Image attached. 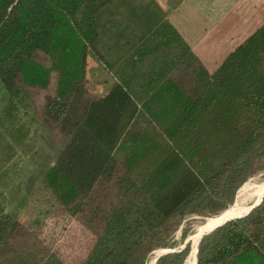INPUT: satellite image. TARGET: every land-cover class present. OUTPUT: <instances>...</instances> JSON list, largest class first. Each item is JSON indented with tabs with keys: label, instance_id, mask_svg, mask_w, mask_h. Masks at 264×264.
Listing matches in <instances>:
<instances>
[{
	"label": "trees",
	"instance_id": "obj_1",
	"mask_svg": "<svg viewBox=\"0 0 264 264\" xmlns=\"http://www.w3.org/2000/svg\"><path fill=\"white\" fill-rule=\"evenodd\" d=\"M90 54L115 79L102 97L85 88ZM53 74L41 120L61 149L43 184L99 226L81 264H148L184 218L233 205L264 157V23L209 73L154 0H0L4 165L29 133L27 89H47ZM108 184L118 200L106 205ZM21 231L0 202V245ZM189 253L156 262L185 264ZM6 254L3 264H64L42 247ZM197 264H264V197L204 236Z\"/></svg>",
	"mask_w": 264,
	"mask_h": 264
},
{
	"label": "rangeland",
	"instance_id": "obj_2",
	"mask_svg": "<svg viewBox=\"0 0 264 264\" xmlns=\"http://www.w3.org/2000/svg\"><path fill=\"white\" fill-rule=\"evenodd\" d=\"M90 58L97 60L91 54L89 60ZM87 75L85 88L95 97L106 95L115 84V79L101 65L96 66V70ZM55 86L56 78L53 74L47 89H27L30 107L26 109L27 115L22 118V122L29 133L20 146L14 147L11 161L5 165V158L11 152L4 143L0 142V202L5 211L25 227V232L28 234L21 231L19 238L12 239L8 243L10 248H3V245H0V253H7L8 257L15 254L25 255L33 247H42L54 253L64 264H81L96 242L99 226L86 225L81 217L70 215L65 208L55 202L54 196L43 184L45 171L61 149L59 138L49 132L41 120L44 99L54 94ZM118 161L122 162L120 155ZM117 174H122V169H119ZM262 184H264V157L252 164L249 179L238 190L233 205L222 213L204 212L184 218L172 238L168 240L170 246L152 253L148 264H157L158 257L182 251L189 244L190 253L186 259L188 262L193 249L191 238L201 227L209 219L220 216L234 206L243 209L250 207L256 202L252 195L255 187ZM245 187L247 191L249 188L247 193H243ZM106 188L105 203L108 205L118 199L113 184H108ZM188 239L190 241L185 245ZM3 262L4 258L0 255V264Z\"/></svg>",
	"mask_w": 264,
	"mask_h": 264
},
{
	"label": "crops",
	"instance_id": "obj_3",
	"mask_svg": "<svg viewBox=\"0 0 264 264\" xmlns=\"http://www.w3.org/2000/svg\"><path fill=\"white\" fill-rule=\"evenodd\" d=\"M154 1L209 73L264 23V0ZM98 65L88 56L86 76Z\"/></svg>",
	"mask_w": 264,
	"mask_h": 264
},
{
	"label": "bare ground",
	"instance_id": "obj_4",
	"mask_svg": "<svg viewBox=\"0 0 264 264\" xmlns=\"http://www.w3.org/2000/svg\"><path fill=\"white\" fill-rule=\"evenodd\" d=\"M248 191H249V188H248ZM248 191H247V187H245L244 190H243V193H247ZM263 193H264V184L255 187V191L252 193L253 197L256 200L255 203H258L260 201ZM248 208L249 207L243 209V208H239L237 206H234L233 208L229 209L227 212L221 214L220 216H218L216 218H213V219H209L206 222V224L203 227H201V229L198 231V233L191 238L193 249H192V252H191V254L189 256V260H188L187 264H195L196 251H197V248H198V243H199L200 237L203 234H205L206 232L210 231L216 225L224 222L225 220H228V219H231V218H234V217H237L239 215H242V214L246 213Z\"/></svg>",
	"mask_w": 264,
	"mask_h": 264
},
{
	"label": "water",
	"instance_id": "obj_5",
	"mask_svg": "<svg viewBox=\"0 0 264 264\" xmlns=\"http://www.w3.org/2000/svg\"><path fill=\"white\" fill-rule=\"evenodd\" d=\"M263 197H264V193H263V195H262L260 201H259L258 203H255V202H254V203L248 208V210L246 211V213H244V214H242V215H239V216H237V217H234V218H231V219L225 220L224 222H222V223L216 225V226H215L213 229H211L210 231H208V232H206L205 234H203V235L200 237L199 242L201 241V239H202L204 236L210 234V233L213 232L216 228H218V227L224 225L225 223H227V222H229V221H232V220L242 219V218L246 217L248 214H250L251 211H253L255 208H257V207L262 203ZM189 241H190L189 239L186 240L185 245H186ZM198 244H199V243H198ZM197 252H198V248H197V251H196V261H195V264H197ZM158 258H159V257H158Z\"/></svg>",
	"mask_w": 264,
	"mask_h": 264
}]
</instances>
